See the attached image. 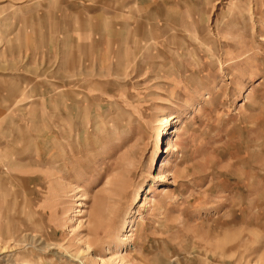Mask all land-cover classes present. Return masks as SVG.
Instances as JSON below:
<instances>
[{"label":"rangeland","instance_id":"374dc122","mask_svg":"<svg viewBox=\"0 0 264 264\" xmlns=\"http://www.w3.org/2000/svg\"><path fill=\"white\" fill-rule=\"evenodd\" d=\"M0 264H264V0H0Z\"/></svg>","mask_w":264,"mask_h":264}]
</instances>
